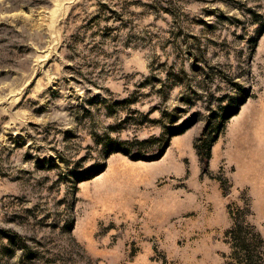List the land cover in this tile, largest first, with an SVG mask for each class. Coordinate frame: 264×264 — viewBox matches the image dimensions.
I'll return each instance as SVG.
<instances>
[{
  "label": "rangeland",
  "instance_id": "rangeland-1",
  "mask_svg": "<svg viewBox=\"0 0 264 264\" xmlns=\"http://www.w3.org/2000/svg\"><path fill=\"white\" fill-rule=\"evenodd\" d=\"M236 224L264 264V0H0V264H241Z\"/></svg>",
  "mask_w": 264,
  "mask_h": 264
},
{
  "label": "trees",
  "instance_id": "trees-1",
  "mask_svg": "<svg viewBox=\"0 0 264 264\" xmlns=\"http://www.w3.org/2000/svg\"><path fill=\"white\" fill-rule=\"evenodd\" d=\"M204 141H209V138H205ZM205 144V143H204ZM210 143L207 148L202 147V153L209 156ZM232 234L235 236V243L238 253L241 252V264H261L262 254L261 251L263 239L260 234L255 233L253 237H250V231H246L242 225L236 224V228L232 229Z\"/></svg>",
  "mask_w": 264,
  "mask_h": 264
}]
</instances>
